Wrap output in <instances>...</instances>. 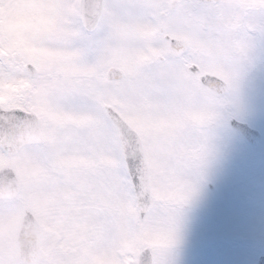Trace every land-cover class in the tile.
Instances as JSON below:
<instances>
[{"label":"rangeland","instance_id":"1","mask_svg":"<svg viewBox=\"0 0 264 264\" xmlns=\"http://www.w3.org/2000/svg\"><path fill=\"white\" fill-rule=\"evenodd\" d=\"M159 1L118 0L126 6L104 8L97 32L108 35L109 55L103 67H95L85 63L82 42L87 34L79 18L80 0H0V56L20 58L23 67L32 63L39 71L36 79L0 81V105L35 111L44 134L42 145L25 148L14 158L0 147V169L13 166L22 180L21 195L0 203V264H21L16 236L25 210L44 223L39 264H136L144 248L170 247V221L154 218L142 226L134 193L114 180L115 162L110 157L63 154L78 142L73 130L97 123L90 114L66 109L63 101L69 94L82 88L101 97L134 93L156 80L186 93L194 91L195 83L177 73L176 64L168 68V62H156L153 71L148 69L147 51L158 44L147 27ZM191 45L180 67L196 51L210 55L200 42ZM111 67L123 70L122 81L106 79ZM118 104L109 105L117 109ZM240 119L264 128V86L259 79L246 88ZM126 120L139 134L150 137L175 138L189 126L209 132L208 148L213 156L197 196L188 204L189 210L183 211L180 242L169 253L172 264H255L264 246V229L259 230L264 224L260 152L245 146L231 130L222 132L214 145L213 119L202 113L162 125L136 117ZM209 182L215 185L214 192L208 189ZM151 187L155 200L164 205H177L184 198L171 181L167 187L151 181ZM109 222L117 224L118 238L112 249L98 250L97 242L104 238Z\"/></svg>","mask_w":264,"mask_h":264},{"label":"snow or ice","instance_id":"2","mask_svg":"<svg viewBox=\"0 0 264 264\" xmlns=\"http://www.w3.org/2000/svg\"><path fill=\"white\" fill-rule=\"evenodd\" d=\"M124 6L118 0H99L95 7L117 10ZM85 16L93 18L88 12ZM171 19L168 32L183 29L210 52L207 56H188L185 61L195 81L192 93L156 80L138 92L103 97L82 88L63 101L67 110L90 114L97 120L92 128L73 130L78 142L70 144L63 154L110 157L115 162L114 180L139 197L142 226L147 227L154 218L170 221V247L159 251L145 248L138 264H172L169 253L180 242L183 211L197 196L213 154L209 152L206 128L189 126L175 138L150 137L130 127L126 118L162 125L186 120L191 113L210 115L216 145L221 133L241 118L246 88L257 79L264 86V0H179L172 6ZM81 27L87 34L82 42L85 63L103 67L109 55L108 35L97 32L94 24L82 22ZM165 41L170 42L171 36L166 35ZM172 46L177 52L185 47L180 43ZM34 71L32 66L23 67L20 58L0 56V81L32 78ZM113 101H119L118 110L108 107ZM16 119V113L0 109V134ZM150 181L166 187L171 181L183 200L177 205L155 201L148 190ZM117 238V224L107 223L97 249H112Z\"/></svg>","mask_w":264,"mask_h":264},{"label":"water","instance_id":"3","mask_svg":"<svg viewBox=\"0 0 264 264\" xmlns=\"http://www.w3.org/2000/svg\"><path fill=\"white\" fill-rule=\"evenodd\" d=\"M98 2L99 0H82L81 3L82 21L87 24H94L95 29L102 17L103 12V8L95 7ZM86 12L90 13L91 17L93 18H86ZM176 43H179V41L176 39L171 40L172 45ZM183 51H185V47L182 51L177 52L172 46V53L175 55H178ZM34 70L33 77L37 75V70L35 68ZM107 77L109 80H120L123 77V73L117 68H112L109 70ZM0 109L2 108L0 107ZM4 111L17 114L16 121L10 125L6 132L0 134V144L9 155H16L25 144L42 142L39 121L35 114L27 113L20 109ZM232 127L241 132L247 141L252 144H255L257 139L260 137L258 131L250 128L246 123L234 121ZM20 190L21 184L16 172L9 167L2 169L0 171V200L15 199L19 195ZM148 190L151 192L150 183L148 185ZM151 195L154 199L152 192ZM135 196L139 213H141L139 197L136 194ZM40 242L41 229L39 224L36 218L31 213L27 212L23 217L18 233L19 255L20 260L24 264H36L39 261ZM258 264H264V258H261Z\"/></svg>","mask_w":264,"mask_h":264},{"label":"flooded vegetation","instance_id":"4","mask_svg":"<svg viewBox=\"0 0 264 264\" xmlns=\"http://www.w3.org/2000/svg\"><path fill=\"white\" fill-rule=\"evenodd\" d=\"M175 3L176 2H174V4ZM172 6H173V4L171 3V9L162 10V11H160V14L153 15V20L152 21H153L154 27L156 28V30L158 32L164 34V38L169 33L167 30L171 27V23H172V19H171ZM182 23H186V21L182 20ZM174 34H175V36H177L179 38H189V39L193 40V38L187 32H185L183 29H178ZM193 42H194V40H193ZM166 44H167V42H166ZM167 51H169V49H168V47L166 45V48L165 47L163 48V52L165 54H167L166 53ZM172 59H176V60H178L179 64H183L182 61H181V58L167 57L166 61L170 60L172 62ZM160 61H164V59H162ZM179 68H182V70H184V72L180 73L181 75L187 77L188 79L194 80L193 76H192V73L186 72V70L188 69L187 66H182V67H179ZM258 147L260 148V151L264 150V144L261 143V144L258 145ZM261 252L264 254V249L261 250Z\"/></svg>","mask_w":264,"mask_h":264}]
</instances>
